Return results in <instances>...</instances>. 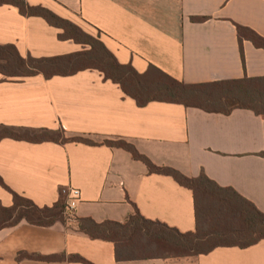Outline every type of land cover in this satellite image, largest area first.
<instances>
[{
    "label": "crops",
    "instance_id": "0c3cea01",
    "mask_svg": "<svg viewBox=\"0 0 264 264\" xmlns=\"http://www.w3.org/2000/svg\"><path fill=\"white\" fill-rule=\"evenodd\" d=\"M96 30L121 64L139 73L154 66L179 82L206 84L264 77V49L243 41L237 25L264 38V0H27ZM193 17H206L202 22ZM60 30L38 16L0 5V46L24 58L79 52ZM31 133L60 130L67 138L97 143H30L0 139V209L14 208V194L40 209L65 195L69 217L51 225L20 219L0 230V264L46 262L19 254L81 256L92 264H264V241L247 249L218 248L187 258L119 262L115 245L80 232L77 219L124 224L136 210L181 233L196 229L193 192L169 176L151 174L121 148L123 140L158 167L189 178L204 174L232 188L264 213V118L248 110L229 115L180 104L146 107L97 71L50 80L38 75L6 80L0 74V128ZM81 197L75 199L71 191ZM14 220V219H13Z\"/></svg>",
    "mask_w": 264,
    "mask_h": 264
},
{
    "label": "trees",
    "instance_id": "16d2710c",
    "mask_svg": "<svg viewBox=\"0 0 264 264\" xmlns=\"http://www.w3.org/2000/svg\"><path fill=\"white\" fill-rule=\"evenodd\" d=\"M16 6L24 16H38L51 26L60 30L61 41H72L81 47L79 52L49 58H24L14 46H0V74L6 80H16L38 75L50 80L55 77L74 76L80 72L97 71L106 81L118 85L125 95L132 98L139 107L159 102L180 104L201 109L209 113L231 114L233 111L248 110L264 118V77L228 80L206 84H185L166 73L150 66L139 73L130 64H121L114 54L97 35L73 20L60 16L42 5H31L27 0H0V5ZM194 21H205L206 17H193ZM240 52L245 66L243 41H250L255 47L264 49V38L253 29L237 25ZM48 130L31 135L27 130L0 128V139H13L30 143H80L95 146L97 143L86 137H73L59 140L52 137ZM102 145L121 148L129 152L133 159L142 162L151 174L169 176L181 186L191 190L195 201L196 229L194 232L181 233L166 224L144 218L138 210L124 223L104 222L98 224L91 219H77L81 233L93 240H103L115 245L116 259L119 262L187 258L208 255L218 248L247 249L264 241V213L252 202L232 188H223L202 174L189 178L181 172L158 167L149 158L124 141H105ZM0 185L5 184L0 177ZM14 208L0 209V230L13 225L12 212L16 207H28L38 214L32 224L51 225L61 217L54 216L57 210L62 213L69 207L65 195L51 208L40 209L32 202L14 194ZM61 213V214H62ZM50 217L49 219H47ZM32 260L59 262L71 261L92 264L81 256H40L19 254Z\"/></svg>",
    "mask_w": 264,
    "mask_h": 264
},
{
    "label": "rangeland",
    "instance_id": "374dc122",
    "mask_svg": "<svg viewBox=\"0 0 264 264\" xmlns=\"http://www.w3.org/2000/svg\"><path fill=\"white\" fill-rule=\"evenodd\" d=\"M83 27L85 29H87L88 31L94 33V35H97V31L96 30L88 27L87 25H84ZM16 80H20V79H16ZM29 133L34 136V135L38 134L39 132L38 133L29 132ZM50 135L52 137H54V138L59 139V140H64L65 138H67L61 130L59 132H57V133H51ZM110 141H112V142H120V141H123V140H110ZM124 142H126V141H124ZM126 143H128V142H126ZM128 144H131V143H128ZM61 213L62 212L60 210H57L55 212L54 216L55 217L56 216L61 217L62 220H65L66 218L69 217V214H68L67 210L65 212H63L62 214ZM11 214H12V219H14V220L21 219V218H23L25 216H27L29 218H32L34 220H38L39 219L38 214L33 212V211H31V209H29L28 207L18 206V207H16V209ZM49 218L50 217H48L47 219H49Z\"/></svg>",
    "mask_w": 264,
    "mask_h": 264
},
{
    "label": "built area",
    "instance_id": "2783aa9c",
    "mask_svg": "<svg viewBox=\"0 0 264 264\" xmlns=\"http://www.w3.org/2000/svg\"><path fill=\"white\" fill-rule=\"evenodd\" d=\"M71 194L75 199H79L81 197V192L77 189H73L71 191Z\"/></svg>",
    "mask_w": 264,
    "mask_h": 264
}]
</instances>
